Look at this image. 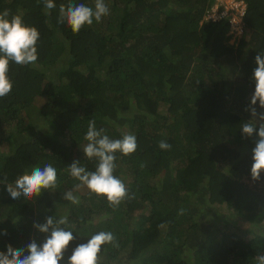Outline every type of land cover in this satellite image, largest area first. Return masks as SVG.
<instances>
[{"label":"trees","instance_id":"1","mask_svg":"<svg viewBox=\"0 0 264 264\" xmlns=\"http://www.w3.org/2000/svg\"><path fill=\"white\" fill-rule=\"evenodd\" d=\"M243 1L237 35L229 17L205 19L216 0H105L109 14L78 33L58 22L61 5L94 8L95 0H54L50 13L45 0H0V13L20 15L40 33L37 61H10L12 90L0 97V205L7 207L0 252L41 245L50 232L34 225L66 216L62 227L74 240L60 264L100 231L116 241L102 246L99 264H257L264 172L251 176L258 136H246L241 125L253 119L246 109L255 57L264 55V0ZM255 107L264 111L258 101ZM89 120L111 139L136 136L134 153H115L113 174L128 189L118 207L86 186L77 189L69 172L74 161L90 172L98 165L83 152ZM161 140L171 148L161 149ZM49 163L56 187L11 198L8 184ZM68 191L78 204L64 199ZM220 204L248 223V242L204 220Z\"/></svg>","mask_w":264,"mask_h":264},{"label":"clouds","instance_id":"2","mask_svg":"<svg viewBox=\"0 0 264 264\" xmlns=\"http://www.w3.org/2000/svg\"><path fill=\"white\" fill-rule=\"evenodd\" d=\"M44 7L46 12L50 13L56 7L54 0H45ZM210 10L205 19H211L208 18ZM109 11L105 0H95L94 8L83 3H69L66 8L61 5V16L58 22H66L74 33H78L85 25L91 26L94 20L100 22L104 16L109 14ZM9 15L7 9L0 13V97L8 95L12 90V81L8 76L10 61L26 65L35 63L38 59L36 44L40 36L39 31L36 27L25 24L20 15L11 16L10 19ZM255 62L257 64L254 70L255 91L246 109L253 119L243 123L241 130L248 137H251L253 133L258 136L253 149L254 163L251 176L254 180H259L261 172H264V111L257 112L255 105L258 101L259 106L264 108V55H257ZM257 123L259 124L258 129ZM85 139L88 143L83 152L89 159L96 158L98 165L96 170L91 172L81 166L79 161H74L69 166L71 176L80 182L76 188L86 186L92 193L106 197L111 206L118 207L128 196V189L124 182L113 174L116 167L115 153L120 152L123 155L134 153L138 146L136 136L125 134L122 139H111L104 134L103 129H97L94 120H89ZM159 147L168 150L171 145L161 140ZM56 183L57 171L49 163L43 169L35 167L31 174L26 173L19 176L14 184L7 185V191L13 200L21 196L31 199L40 195L44 189L56 187ZM64 199L73 204L79 203L73 191L64 193ZM66 223V216L59 219L48 217L44 224L34 225L43 233L50 232V235L41 245H37L35 241L29 243L26 250L24 248L13 249L8 246L6 253L0 252V264H60L70 242L74 240L73 233L62 227ZM115 241L116 237L112 232L100 231L92 235L86 243L76 246L67 264H99L102 246L115 245ZM256 261L257 264H264V254L258 255Z\"/></svg>","mask_w":264,"mask_h":264},{"label":"rangeland","instance_id":"3","mask_svg":"<svg viewBox=\"0 0 264 264\" xmlns=\"http://www.w3.org/2000/svg\"><path fill=\"white\" fill-rule=\"evenodd\" d=\"M237 37H238L237 35H234V37H232L230 42L233 43L237 39ZM239 74L244 75V76L246 75L242 70H240ZM125 175H127V174H125ZM125 175L122 174V178L127 179V177H128L129 180L133 179V177L128 176V175L125 176ZM165 202H167V201H165ZM191 204L193 206L197 207L198 209L202 210V203H200L195 197L192 198ZM6 208H7L6 206L0 205V213L2 211L5 212V210H7ZM216 208L218 209L219 213L214 214L208 208L206 210V212H208L209 215H205L204 216V220L205 221L209 220L210 221L209 223L213 224V226H215V225L221 226V227L225 228V230L227 231V233L229 235L232 234V236H236V237L242 239L243 241L248 242L250 240V238H251V233H249V232L246 233L245 232V230L248 229L247 227H249L248 223L245 222V221H242L240 219V217H234V218L231 217L230 218L229 215H228V207L225 204L224 205H222V204L216 205ZM147 212H148V209H147ZM231 220H232V223H231ZM188 225H189V223H186L184 225V227L187 228ZM238 225H241V226L239 227ZM263 226H264V223H263Z\"/></svg>","mask_w":264,"mask_h":264},{"label":"built area","instance_id":"4","mask_svg":"<svg viewBox=\"0 0 264 264\" xmlns=\"http://www.w3.org/2000/svg\"><path fill=\"white\" fill-rule=\"evenodd\" d=\"M208 14V18L218 20L229 17L232 24V31L237 35L243 31V16L246 9V3L238 0H216ZM239 32V33H238Z\"/></svg>","mask_w":264,"mask_h":264}]
</instances>
